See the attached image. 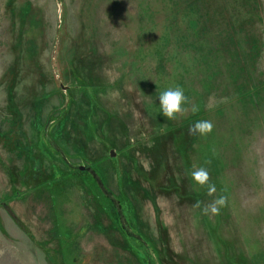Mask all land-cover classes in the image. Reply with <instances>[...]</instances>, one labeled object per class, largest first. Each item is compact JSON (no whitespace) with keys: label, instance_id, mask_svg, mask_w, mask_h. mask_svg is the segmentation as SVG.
Masks as SVG:
<instances>
[{"label":"rangeland","instance_id":"1","mask_svg":"<svg viewBox=\"0 0 264 264\" xmlns=\"http://www.w3.org/2000/svg\"><path fill=\"white\" fill-rule=\"evenodd\" d=\"M0 264H264V0H0Z\"/></svg>","mask_w":264,"mask_h":264},{"label":"clouds","instance_id":"2","mask_svg":"<svg viewBox=\"0 0 264 264\" xmlns=\"http://www.w3.org/2000/svg\"><path fill=\"white\" fill-rule=\"evenodd\" d=\"M159 111L163 117L168 120H176L178 117L184 115L187 111L185 105L190 103L189 98L185 95L184 89L179 85L167 88L159 92ZM193 112L198 111L196 106L191 109ZM214 125L211 121L201 120L197 121L189 128L190 135L199 134L200 136H207L212 133ZM191 181L194 185L199 187H207V194L215 196L216 186L211 183V177L208 170L204 167H194L189 173ZM228 206L227 195L216 196L212 201L207 204L197 201L193 208L201 209L204 215L216 216L220 214V210Z\"/></svg>","mask_w":264,"mask_h":264},{"label":"trees","instance_id":"3","mask_svg":"<svg viewBox=\"0 0 264 264\" xmlns=\"http://www.w3.org/2000/svg\"><path fill=\"white\" fill-rule=\"evenodd\" d=\"M67 116H68V113H65L64 114V116H62L61 118V121H63V120H65L66 118H67ZM70 117V116H69ZM62 126V124H57V125H55V126H53L52 127V131L51 132H49L50 133V135H52V137L54 138L53 140L56 142V143H61V141H59V138H62V139H64L63 137H64V135H65V137H70V135H69V133H68V131L66 130V128H65V124L63 125V132L61 131V133L60 134H62L61 136H57L56 135V132H57V129L59 128V127H61ZM58 133V132H57ZM64 134V135H63ZM66 141H67V138H66ZM69 141V140H68ZM64 144V143H63ZM67 145V144H66ZM78 145L79 146H81L83 149H84V145H82V143H80V141L78 142ZM74 146H75V144H74ZM81 147H80V150H81ZM76 148V147H75Z\"/></svg>","mask_w":264,"mask_h":264},{"label":"flooded vegetation","instance_id":"4","mask_svg":"<svg viewBox=\"0 0 264 264\" xmlns=\"http://www.w3.org/2000/svg\"><path fill=\"white\" fill-rule=\"evenodd\" d=\"M47 134V135H46ZM47 136V138H46ZM41 138L44 139L45 138V144L48 148H50V146H53V149L55 150L56 153V149L59 148L56 144V142L53 140L54 138L52 137V135H50V133L48 132H44L43 134H41ZM55 145V146H54ZM55 147V148H54Z\"/></svg>","mask_w":264,"mask_h":264},{"label":"water","instance_id":"5","mask_svg":"<svg viewBox=\"0 0 264 264\" xmlns=\"http://www.w3.org/2000/svg\"><path fill=\"white\" fill-rule=\"evenodd\" d=\"M63 88H65V87H63ZM111 156H112V157L115 156V155H114V152H111ZM80 169H81V170H84V167H81ZM89 170H90V169H89ZM91 172H92V170H91ZM93 174H94V173H93ZM94 175H95V174H94ZM97 181H98V184H99L100 189L104 190V186H103L102 182L100 181V179L97 178ZM104 192L107 193L105 190H104Z\"/></svg>","mask_w":264,"mask_h":264}]
</instances>
